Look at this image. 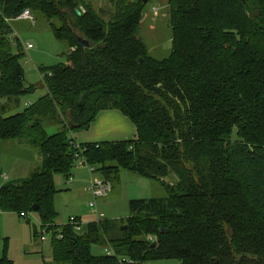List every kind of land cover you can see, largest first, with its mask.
<instances>
[{"label":"trees","instance_id":"trees-1","mask_svg":"<svg viewBox=\"0 0 264 264\" xmlns=\"http://www.w3.org/2000/svg\"><path fill=\"white\" fill-rule=\"evenodd\" d=\"M166 1L171 51L155 59L138 37L143 0L98 9L89 0H0V140L41 157L27 177L0 186V210L45 225L54 264H264V0ZM24 10L48 22L66 62L39 67L45 94L16 111L36 89L24 85L23 48L10 39ZM107 109L126 116L136 137L76 148L72 133ZM52 125L60 127L49 134ZM76 152L105 180L127 170L166 195L130 199L125 221L56 224L54 178L71 177ZM3 243L0 264H14ZM101 247L114 254L93 251Z\"/></svg>","mask_w":264,"mask_h":264},{"label":"rangeland","instance_id":"rangeland-1","mask_svg":"<svg viewBox=\"0 0 264 264\" xmlns=\"http://www.w3.org/2000/svg\"><path fill=\"white\" fill-rule=\"evenodd\" d=\"M89 1L95 9L108 5L107 0ZM145 3L146 8L139 26L138 37L143 40L152 57L163 59L171 51V28L167 1L146 0ZM108 14L105 13L106 16L103 17L105 20L110 18ZM12 27L13 34L10 39L15 41V38H17L24 53L21 59L24 68L23 83L25 86H36L35 91L21 98L19 109L16 110L21 111L27 104L36 102L45 94V90L40 87L41 73L39 67L65 63L64 53L66 49L63 43L55 39L48 27V22L42 17H35V23L33 24L24 19L15 20ZM27 44H31L32 48H27ZM17 49V43H13L12 51L17 52ZM59 127V125L49 126L47 132L49 134L54 133ZM32 149L38 153L37 150ZM91 176L94 179L103 178L97 171L93 172ZM70 180L61 175L54 178V184L58 190L57 193H59L58 201L55 202L59 216H61L59 217L61 220L58 219L59 222L66 220L64 222L66 223L71 218L78 216L81 217L82 222L94 220L96 216L92 214V208L88 206L89 199L86 201L83 191H77L75 198L68 194L67 189L71 187L73 182V180L71 182ZM73 184L75 185L74 182ZM111 184L112 188L107 196L95 200L97 215L108 220L125 221L129 214L128 201L130 199L166 195L164 188L158 182L138 176L127 170L121 171L118 182H111ZM88 185L84 191H86ZM90 201H92V197ZM35 224L34 219H24L15 212L0 210V258L4 255L3 242L6 241L7 250L5 255L14 264H54L49 240L43 242H40L39 239L32 240L31 233L33 226H36ZM93 251L100 254L104 252V248H96ZM145 264H179V261L177 259H163L149 261Z\"/></svg>","mask_w":264,"mask_h":264},{"label":"crops","instance_id":"crops-1","mask_svg":"<svg viewBox=\"0 0 264 264\" xmlns=\"http://www.w3.org/2000/svg\"><path fill=\"white\" fill-rule=\"evenodd\" d=\"M135 137L136 128L134 124L117 109L101 110L86 131L72 133V138L76 144L115 142L130 140ZM40 159V155L27 145L20 144L16 140H0V186L5 181L27 177L31 171L38 166ZM91 175L92 173H89L86 168L75 165L71 170L70 177V182L73 180L75 185L73 182L71 183V187L67 189L69 192L68 194L72 195V198H75L77 191L82 190L86 201L89 199L88 201L90 202L91 195L88 187L86 191L84 190L90 180L93 179ZM58 194L59 193H56L54 196V206L58 213L55 223L64 224L66 220L64 222H59L58 220H61V218H59L61 216H59V211L55 205V202L57 203L58 201ZM93 210L94 208H92V214L97 216ZM78 217L81 219L80 216ZM96 218L97 217H95L94 220H96ZM100 218L102 217L100 216ZM36 239L39 238L37 237Z\"/></svg>","mask_w":264,"mask_h":264},{"label":"built area","instance_id":"built-area-1","mask_svg":"<svg viewBox=\"0 0 264 264\" xmlns=\"http://www.w3.org/2000/svg\"><path fill=\"white\" fill-rule=\"evenodd\" d=\"M17 19H24L27 21H30L31 23H34V19L33 16L31 15V13L28 10H24L18 17ZM31 44H27V48H31ZM76 148H78V144L75 145ZM76 160H75V165L77 166H81L87 169V171L89 173H93L94 172V168L89 166L83 157H81L80 155H78V153L76 152L75 154ZM71 179V178H69ZM112 185L111 182L105 179H91L88 185V190L90 192V195L92 197V201L89 202V206L91 208H94V213L97 215V211H96V204H95V200L97 198L100 197H105L107 196L108 192L111 190ZM20 216L23 218H26L28 220L30 219H34L35 223L37 224V226L39 227V239L41 242L46 241V240H50V232L47 231L46 226L43 225L42 223H40L35 216L31 213V212H22L20 213ZM96 219H99L100 217L97 215ZM87 222H82L81 220H75V218H71L69 221H67L65 224L73 227V229L75 231H79L82 226L84 224H86ZM63 236L60 232H58V234L56 235L57 239H61ZM148 239L153 240L150 236H148ZM104 252L107 255H113V250L110 247H105L104 248ZM122 262H125L127 264H129V261H125L122 260Z\"/></svg>","mask_w":264,"mask_h":264},{"label":"water","instance_id":"water-1","mask_svg":"<svg viewBox=\"0 0 264 264\" xmlns=\"http://www.w3.org/2000/svg\"><path fill=\"white\" fill-rule=\"evenodd\" d=\"M144 2H146V0H144ZM76 13L80 14V11L78 9H76ZM72 34H73V37H74V39L76 41V44L79 47H89L90 43H89V41L87 39H85L81 35H78L74 30H72ZM139 61H140V59H139ZM36 208H37V206H33L34 210H36ZM121 229L125 230L126 226L125 225L121 226ZM151 245H155V242H153Z\"/></svg>","mask_w":264,"mask_h":264}]
</instances>
